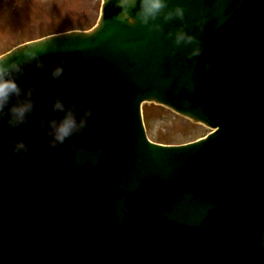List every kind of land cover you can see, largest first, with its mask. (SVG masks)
Segmentation results:
<instances>
[{"label": "water", "instance_id": "1", "mask_svg": "<svg viewBox=\"0 0 264 264\" xmlns=\"http://www.w3.org/2000/svg\"><path fill=\"white\" fill-rule=\"evenodd\" d=\"M176 3L203 42L199 57L170 56V39L121 22L107 0L92 31L1 57L19 61L32 49L46 66L27 65L17 81L37 85L30 122L45 106L51 115L58 93L93 116L78 153L72 140L49 150L43 130L32 138L23 126L12 138L28 137L32 151L13 157L0 133V264H264V0H171L169 7ZM60 60L65 73L54 81L49 72ZM186 80L196 82L194 91ZM142 102L213 133L184 146L155 144ZM71 161L74 169L65 167ZM211 229L219 242L206 238Z\"/></svg>", "mask_w": 264, "mask_h": 264}, {"label": "clouds", "instance_id": "2", "mask_svg": "<svg viewBox=\"0 0 264 264\" xmlns=\"http://www.w3.org/2000/svg\"><path fill=\"white\" fill-rule=\"evenodd\" d=\"M107 2H114L120 10L117 19L121 22L126 20L129 25H135L138 22L140 26L147 29L150 36L163 34L165 39H170L172 43L170 56H176L178 52H185L187 59L202 55L203 42L188 31L189 25L185 22V6L182 4L176 3L169 7L171 0H107ZM132 9L136 10L134 16L130 15ZM174 21L180 22L179 27L174 31L165 32L164 26ZM206 23L207 17L201 12L200 19L196 21V27L201 34ZM33 63L36 69L41 71L46 67L39 53L32 49L23 51V59L19 61L0 58V133L9 137L4 140V146L10 149L13 157L29 155L32 151L30 139L28 137L12 138L16 130L29 126L32 138L38 137L43 130L49 150L57 149L66 141L72 140V151L78 153L81 148V137L88 128L93 110L74 101L69 95L58 93L51 100V115L47 114L49 106H45V112L39 116V119L30 122L36 109L34 94L37 85L33 82L31 86L22 88L17 81L25 75V67ZM66 63L65 60H60L50 70L49 76L52 80H60L64 76ZM185 86L194 91L196 82L186 80ZM203 99L204 97H201L198 102H202ZM76 163L77 161H71L66 163L65 167L74 169ZM214 232L215 229L209 230L206 238L219 242Z\"/></svg>", "mask_w": 264, "mask_h": 264}, {"label": "rangeland", "instance_id": "3", "mask_svg": "<svg viewBox=\"0 0 264 264\" xmlns=\"http://www.w3.org/2000/svg\"><path fill=\"white\" fill-rule=\"evenodd\" d=\"M103 0H0V57L20 44L70 31H90ZM149 138L165 145L194 142L210 130L173 111L144 104Z\"/></svg>", "mask_w": 264, "mask_h": 264}, {"label": "bare ground", "instance_id": "4", "mask_svg": "<svg viewBox=\"0 0 264 264\" xmlns=\"http://www.w3.org/2000/svg\"><path fill=\"white\" fill-rule=\"evenodd\" d=\"M93 30V29H92ZM43 39H46V37H44V38H41V39H39V40H34V41H31V42H26V43H23V46H25V45H28V44H31V43H34V42H38V41H41V40H43ZM23 46H21V47H23ZM15 51V49H11L7 54H9V53H12V52H14ZM7 54H5V55H7ZM32 66L34 65V63L33 64H31ZM35 66V65H34ZM59 90H53V91H51L50 93H45L44 92V90H41V94H46L47 96H50V97H52V94L55 92V93H57ZM60 92V91H59ZM146 103H148V102H142V104L140 105V113H141V115H142V118L144 117V115H143V106H144V104H146ZM148 104H151V103H148ZM156 105V104H155ZM158 106H160V105H158ZM163 107V106H162ZM251 148H256V146H254V147H251ZM263 152V150H261V149H258V153L259 154H261ZM35 168V167H34ZM12 197H14V196H12ZM22 206L23 207H25V205L24 204H22ZM31 212L32 211H29L27 208H26V216H27V218H29L30 216H35V215H32L31 214ZM63 213L65 214V211L63 210ZM62 213V214H63ZM63 217H67L66 215H64V216H62V218ZM65 221V220H64ZM31 230L34 232V231H36V228L32 225V227H31Z\"/></svg>", "mask_w": 264, "mask_h": 264}]
</instances>
